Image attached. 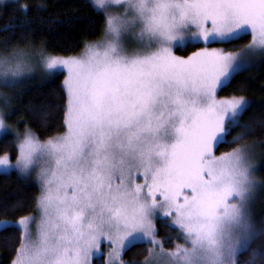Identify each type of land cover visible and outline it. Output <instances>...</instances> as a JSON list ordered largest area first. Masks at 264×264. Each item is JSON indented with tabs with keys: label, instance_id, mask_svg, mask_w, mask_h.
<instances>
[{
	"label": "snow or ice",
	"instance_id": "obj_1",
	"mask_svg": "<svg viewBox=\"0 0 264 264\" xmlns=\"http://www.w3.org/2000/svg\"><path fill=\"white\" fill-rule=\"evenodd\" d=\"M89 7L101 10L103 38L85 41L79 54L27 40L44 78L64 73L54 106L64 131L55 137L41 141L27 124L21 132L8 123L10 92L24 87L32 57L15 46L0 54V138L13 136L0 172L24 180L35 172L40 185L35 215L0 221V233H16L11 264H264V218L252 210L264 183L253 146L239 144L253 133L242 123L252 104L219 94L264 57V0ZM51 107L32 112L44 121ZM228 144L238 146L216 154ZM157 224L169 231L162 239ZM172 231L183 243L166 248ZM138 245L141 259L125 260Z\"/></svg>",
	"mask_w": 264,
	"mask_h": 264
},
{
	"label": "trees",
	"instance_id": "obj_2",
	"mask_svg": "<svg viewBox=\"0 0 264 264\" xmlns=\"http://www.w3.org/2000/svg\"><path fill=\"white\" fill-rule=\"evenodd\" d=\"M89 3L87 0H19L18 3H0V54L4 53L6 47L11 51L15 46L23 49L27 55H36L34 50L28 47V38L33 42L46 41V48L52 54L61 56L79 54L85 41L92 42L102 37L100 12L94 7H89ZM25 4L29 6L26 14L17 10L19 5ZM249 39L250 37H246L227 48L236 51L246 45ZM212 46L225 47L218 44ZM62 79V73L45 80L38 77L24 81V87L18 94L15 91L10 92L13 100L12 115L8 118V122L20 131H23L27 124L40 140L55 137L63 132L60 122L61 113L54 107L62 102ZM219 94L244 95L251 102L252 106L245 112L242 123L251 122L253 133L239 144L258 143L264 146V59L256 61L248 70L239 73L232 80L231 86ZM44 105L53 107L50 108L47 118L41 121L33 114L32 108ZM239 131L240 129H235L232 135ZM12 139V135L6 139L0 138V152L6 147L9 151H13ZM228 139L231 140V136ZM237 146L238 144L223 145L216 154L230 151ZM259 174L264 179V161L260 165ZM38 192L35 184L18 178L15 172L0 173V221L15 220L19 215L33 214V198ZM18 202L23 204L25 211L18 213L14 211L12 206ZM261 218H264V205ZM157 227L160 229L159 239L169 234L168 229L159 224ZM171 236L172 240L165 244L167 247L179 241L175 231L171 232ZM15 237V231L0 233V264H11L13 249L16 246ZM143 249V245L133 247L124 254L123 258L129 261L139 260ZM244 259L246 255L241 257V260Z\"/></svg>",
	"mask_w": 264,
	"mask_h": 264
},
{
	"label": "rangeland",
	"instance_id": "obj_3",
	"mask_svg": "<svg viewBox=\"0 0 264 264\" xmlns=\"http://www.w3.org/2000/svg\"><path fill=\"white\" fill-rule=\"evenodd\" d=\"M87 1L90 2V0H87ZM11 2L18 3L19 0H0L1 4L11 3ZM95 9L101 13L100 9H98V8H95ZM102 38L103 37H101L100 39H98L96 41H92L91 43H96V42L100 41ZM28 56L32 57V59L30 61L31 64H32V71L30 73L25 74L22 77V79L24 81L31 80V79L38 78V77L41 78V79H44V80L48 79V78H44V76H43V70H42V68H41V66L39 64L37 56L36 55H30V54ZM260 59H264V57H259V56L256 57L255 60H254V63L256 61L260 60ZM62 74L64 75V73H62ZM23 131H21V132H23ZM41 141H44V140H41ZM248 145H252L253 146L252 151H253L254 159H255V168H254L255 177H256L257 181L264 183V179L259 174L260 165H261L262 161H264V146H261L262 144H258V143H251V144H248ZM0 173H2V172H0ZM27 180H29V182L35 184L38 187V190H40V185L37 182L36 173L35 172L32 174L31 177L27 178L25 181H27ZM263 205H264V187H262V188H260L258 190L256 198H255V200L253 202V205H252L253 215H254V217L256 218L257 221H259V219H261V217H262ZM35 214L36 213L34 212L33 215H35ZM175 243H183V239L179 238V241H176ZM173 245L170 246V247H167L165 245V247L166 248H171V247H173ZM106 252H107V249H105V253Z\"/></svg>",
	"mask_w": 264,
	"mask_h": 264
}]
</instances>
